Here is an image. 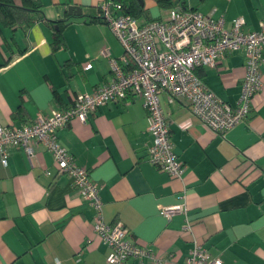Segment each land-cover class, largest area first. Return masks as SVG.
I'll return each instance as SVG.
<instances>
[{"label":"crops","instance_id":"0c3cea01","mask_svg":"<svg viewBox=\"0 0 264 264\" xmlns=\"http://www.w3.org/2000/svg\"><path fill=\"white\" fill-rule=\"evenodd\" d=\"M39 1L44 17L32 27L0 24V123L8 128L64 110L79 93L109 82L104 49L118 60L124 56L109 26L91 22L106 0ZM183 2L188 11L224 19L226 27L242 17L247 31H258L264 20V0ZM157 4L148 0L146 7L154 19L168 20L171 9ZM69 6L81 7L84 17L68 19ZM60 20L66 21V47L55 50ZM260 70L262 88L252 98L249 116L225 136L202 124L189 102H169L168 93L161 92L174 151L186 167L183 181L148 161L153 137L138 98L109 102L85 123L73 120L58 130L60 145L100 187L105 221L123 224L133 242L167 264H184L195 241L223 264H264V62ZM197 73L221 100L236 106L245 78L244 52H229ZM32 147L31 158L13 146L8 165L0 160V264H106L110 250L94 231L93 209L69 176L57 175L43 144ZM184 205L192 233L184 229L182 214L170 220L161 215Z\"/></svg>","mask_w":264,"mask_h":264},{"label":"built area","instance_id":"2783aa9c","mask_svg":"<svg viewBox=\"0 0 264 264\" xmlns=\"http://www.w3.org/2000/svg\"><path fill=\"white\" fill-rule=\"evenodd\" d=\"M102 11L107 25L124 49L122 60L111 56L108 49L102 55L109 58L111 80L96 86L90 93H79L68 108L58 110L35 122L8 128L0 123V160L8 165V148L18 146L27 156L34 155L32 144L41 142L53 159L57 175H67L82 199L94 211V231L109 247L106 264H128L129 260H149L151 264H167L146 246L129 238L123 224L105 221L100 187L90 171L77 164L74 157L57 140L58 130L73 120L87 121L90 113L109 102L140 99L150 119L153 142L147 148L148 161L175 179L184 180L185 165L179 160L171 140L170 122L160 100L168 93L169 102L184 99L193 115L215 134H225L247 119L252 98L262 88L261 64L264 62V20L258 31H247L246 20L238 17L226 27L224 19L196 11L171 9L168 20L143 22L122 13L119 4L106 0ZM242 50L245 56V78L236 106L221 100L198 75L200 68L214 67L232 51ZM48 176H52L47 171ZM176 214L186 219L184 229L192 233L187 208L165 209L161 215L170 220ZM184 264H223L197 241Z\"/></svg>","mask_w":264,"mask_h":264},{"label":"trees","instance_id":"16d2710c","mask_svg":"<svg viewBox=\"0 0 264 264\" xmlns=\"http://www.w3.org/2000/svg\"><path fill=\"white\" fill-rule=\"evenodd\" d=\"M114 4H119L122 13L132 15L143 22H152L154 19L146 7L148 0H111ZM161 8L180 9L188 11L184 0H155ZM190 11V10H189ZM44 17L42 6L39 0H0V24L5 27H32L37 21ZM84 17V16H83ZM71 19V18H68ZM91 22L107 24L103 16L102 5L98 7ZM57 29L54 33L53 48L55 50L66 47L62 39V27L66 24L65 20L55 22Z\"/></svg>","mask_w":264,"mask_h":264},{"label":"water","instance_id":"95a60500","mask_svg":"<svg viewBox=\"0 0 264 264\" xmlns=\"http://www.w3.org/2000/svg\"><path fill=\"white\" fill-rule=\"evenodd\" d=\"M67 15L69 18L71 17L82 18L83 10L79 6H69L67 9Z\"/></svg>","mask_w":264,"mask_h":264},{"label":"rangeland","instance_id":"374dc122","mask_svg":"<svg viewBox=\"0 0 264 264\" xmlns=\"http://www.w3.org/2000/svg\"><path fill=\"white\" fill-rule=\"evenodd\" d=\"M157 7H159V5L157 4ZM150 11V10H149ZM166 11V10H165ZM151 13V12H150ZM152 15V14H151ZM162 15L163 16H166L167 15V12H162ZM152 17H155V14L152 15Z\"/></svg>","mask_w":264,"mask_h":264}]
</instances>
